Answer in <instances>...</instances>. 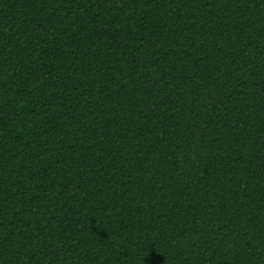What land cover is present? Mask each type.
<instances>
[{
  "label": "trees",
  "instance_id": "1",
  "mask_svg": "<svg viewBox=\"0 0 264 264\" xmlns=\"http://www.w3.org/2000/svg\"><path fill=\"white\" fill-rule=\"evenodd\" d=\"M0 264H264V0H0Z\"/></svg>",
  "mask_w": 264,
  "mask_h": 264
}]
</instances>
